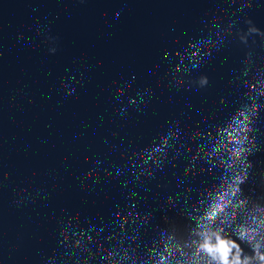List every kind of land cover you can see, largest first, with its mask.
Returning <instances> with one entry per match:
<instances>
[{
	"label": "water",
	"instance_id": "obj_1",
	"mask_svg": "<svg viewBox=\"0 0 264 264\" xmlns=\"http://www.w3.org/2000/svg\"><path fill=\"white\" fill-rule=\"evenodd\" d=\"M122 2L0 0V253L6 264H40L37 250L50 253L57 246L62 208L79 212L84 227L94 223L97 228H111L115 207L123 206L128 190L120 182L126 177L105 176L96 185H81L80 173L98 157L110 168L120 165L126 158L123 154L150 143L177 119L188 132L214 131L212 125L240 102L235 86L229 84V68L243 55L239 47L226 46L196 70L195 74L205 72L210 78L209 86L199 90L170 89L169 63L163 56L198 35L205 12L231 14L236 5L228 0H128L121 16L114 18ZM44 14L52 20V34L59 37L55 54L48 53L47 43L17 40L18 30L32 35L27 28L20 29L21 23L34 24ZM245 14L264 29V3L254 2ZM155 63L160 68L150 72ZM85 65L91 67L80 77L83 86L77 85L76 95L63 96L57 89L65 69L79 76ZM132 73L136 78L127 94L150 87L156 95L144 111L130 109L120 115L111 85L131 79ZM221 96L226 103H220ZM180 108L185 109L182 115ZM259 127L264 131V111ZM183 140L195 144L187 135ZM250 158L257 170L264 169V148ZM189 163L185 153L147 181V191L134 188L138 196L133 199L140 209L154 213V225H162L166 215L176 216L175 209L166 206V197L173 189L183 190V169ZM189 176L193 191L188 195L195 201L197 189L211 183L213 176L199 170ZM42 185L49 195L35 194ZM251 186L245 184V191ZM21 189L31 192L32 199L17 207L14 201L23 195ZM151 235V228L142 233Z\"/></svg>",
	"mask_w": 264,
	"mask_h": 264
},
{
	"label": "clouds",
	"instance_id": "obj_2",
	"mask_svg": "<svg viewBox=\"0 0 264 264\" xmlns=\"http://www.w3.org/2000/svg\"><path fill=\"white\" fill-rule=\"evenodd\" d=\"M236 5L234 12L221 15L205 12L198 35L190 36L181 49L164 51L169 63L167 86L180 91L185 88L204 89L209 86L207 73L196 70L228 45L239 47L243 55L229 68V84L235 86L240 102L223 120L212 125L214 131L197 128L191 132L179 127L180 121L168 123L150 143L126 153L120 165L111 168L98 157L80 173L81 185H96L102 177L120 180L128 188L123 206L115 207L111 228H97L96 224L81 220L79 212L62 208L57 218V246L50 253L38 249L40 264H264V169L257 170L250 158L264 148V131L259 127L264 111V29L257 26L246 10L253 3L264 0H228ZM128 0H123L114 11L119 18ZM35 10V9H34ZM221 6V12H224ZM242 21V23H241ZM52 20L44 14L34 24H20L32 35L17 31L18 41L47 43L49 54L59 48V37L51 32ZM175 31V29H172ZM226 60L227 57H224ZM75 62V61H74ZM91 65L76 71L66 68L60 77L58 91L62 95L77 94V85L83 86L80 77ZM160 68L155 63L149 71ZM136 78L122 83L113 81L115 101L120 102V115L130 109L142 112L156 95L150 87L136 88L134 95L127 90ZM103 83V82H102ZM224 96L220 103H226ZM192 105H189L191 108ZM182 115L184 108L178 110ZM103 120V114L99 116ZM187 135L195 144L183 140ZM123 140V137H121ZM107 142V141H106ZM185 153L190 163L183 169V190L173 189L166 197V206L175 209L176 216H164V223L153 224L154 213L140 209L134 190L147 191V181L155 179L170 161L179 160ZM102 166V170H101ZM196 170L212 174L211 183L198 188L195 201L188 195L193 191L190 182ZM9 173L5 172L7 177ZM177 179H181L179 176ZM254 186L245 191L244 185ZM129 184L133 187H128ZM180 188V184L177 185ZM47 196L43 185L35 188ZM22 196L14 203L21 207L32 199V193L21 189ZM177 217H183L180 222ZM152 229L150 237L142 233ZM0 264L6 259L0 253Z\"/></svg>",
	"mask_w": 264,
	"mask_h": 264
}]
</instances>
